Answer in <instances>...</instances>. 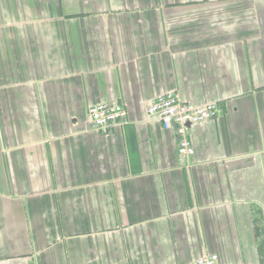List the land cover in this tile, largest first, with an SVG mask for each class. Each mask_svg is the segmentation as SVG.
<instances>
[{
	"label": "crops",
	"instance_id": "1",
	"mask_svg": "<svg viewBox=\"0 0 264 264\" xmlns=\"http://www.w3.org/2000/svg\"><path fill=\"white\" fill-rule=\"evenodd\" d=\"M167 92L217 106L192 156L146 116ZM204 254L264 264V0H0V264Z\"/></svg>",
	"mask_w": 264,
	"mask_h": 264
},
{
	"label": "built area",
	"instance_id": "2",
	"mask_svg": "<svg viewBox=\"0 0 264 264\" xmlns=\"http://www.w3.org/2000/svg\"><path fill=\"white\" fill-rule=\"evenodd\" d=\"M217 111L215 103L191 104L181 101L173 92L156 96L145 110L146 116L155 119L164 130H174L180 156L194 154L187 137L188 129L215 121ZM86 117L87 122L97 130L107 132L125 119V109L117 103L100 102L87 108ZM185 264H218V257L215 254H204Z\"/></svg>",
	"mask_w": 264,
	"mask_h": 264
}]
</instances>
